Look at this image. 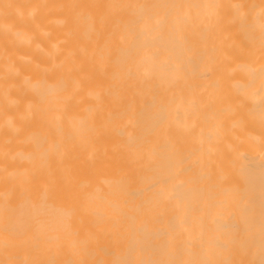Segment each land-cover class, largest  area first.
<instances>
[{
  "label": "bare ground",
  "instance_id": "bare-ground-1",
  "mask_svg": "<svg viewBox=\"0 0 264 264\" xmlns=\"http://www.w3.org/2000/svg\"><path fill=\"white\" fill-rule=\"evenodd\" d=\"M0 264H264V0H0Z\"/></svg>",
  "mask_w": 264,
  "mask_h": 264
}]
</instances>
